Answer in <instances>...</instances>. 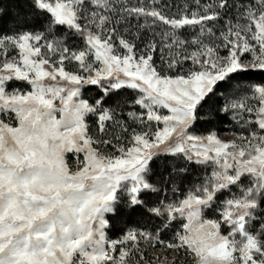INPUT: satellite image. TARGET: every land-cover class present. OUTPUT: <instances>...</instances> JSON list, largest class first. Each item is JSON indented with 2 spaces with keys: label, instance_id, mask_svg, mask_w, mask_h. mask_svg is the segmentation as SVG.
<instances>
[{
  "label": "snow or ice",
  "instance_id": "snow-or-ice-1",
  "mask_svg": "<svg viewBox=\"0 0 264 264\" xmlns=\"http://www.w3.org/2000/svg\"><path fill=\"white\" fill-rule=\"evenodd\" d=\"M16 7L0 264H264V0Z\"/></svg>",
  "mask_w": 264,
  "mask_h": 264
},
{
  "label": "trees",
  "instance_id": "trees-1",
  "mask_svg": "<svg viewBox=\"0 0 264 264\" xmlns=\"http://www.w3.org/2000/svg\"><path fill=\"white\" fill-rule=\"evenodd\" d=\"M177 2H178V1H177ZM0 4H2L3 8H4L6 11H8V12L11 13V15L7 16V17L5 18V21H4V23H5V25H6L7 27H11L12 20H13V18L15 17L17 11H18V9H17V7H16V0H0ZM263 77H264V73L253 72V73H248V74H246V75L244 76V78H243V81H253V80L256 81V80H257L256 82L258 83L261 79H263ZM223 121H224V120H222V121H217V122L215 123V125H216V124L221 125V124L223 123ZM206 127H207V125H204V126H203V128H206ZM203 128H201V131H203Z\"/></svg>",
  "mask_w": 264,
  "mask_h": 264
},
{
  "label": "rangeland",
  "instance_id": "rangeland-1",
  "mask_svg": "<svg viewBox=\"0 0 264 264\" xmlns=\"http://www.w3.org/2000/svg\"><path fill=\"white\" fill-rule=\"evenodd\" d=\"M178 2H182V0H177ZM257 81V80H256ZM256 81H243V83H257ZM261 81H264V77L263 79H261L259 82ZM96 93V90L95 89H92L89 91V95H95ZM215 129L218 131V133L220 134V136L223 138V139H232V133L234 131H236V126L230 122V121H227V120H224L223 123L221 125L219 124H216L215 125Z\"/></svg>",
  "mask_w": 264,
  "mask_h": 264
}]
</instances>
